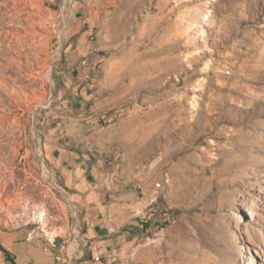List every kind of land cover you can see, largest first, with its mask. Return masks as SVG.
Instances as JSON below:
<instances>
[{
	"label": "rangeland",
	"instance_id": "1",
	"mask_svg": "<svg viewBox=\"0 0 264 264\" xmlns=\"http://www.w3.org/2000/svg\"><path fill=\"white\" fill-rule=\"evenodd\" d=\"M60 88L90 96L87 142L114 180L154 185L116 262L264 264V0H0V264L17 231L73 239L41 132Z\"/></svg>",
	"mask_w": 264,
	"mask_h": 264
},
{
	"label": "crops",
	"instance_id": "2",
	"mask_svg": "<svg viewBox=\"0 0 264 264\" xmlns=\"http://www.w3.org/2000/svg\"><path fill=\"white\" fill-rule=\"evenodd\" d=\"M64 77L66 83L71 82L67 73ZM85 91L83 88H60L59 105L43 116L41 131L45 136L44 152L52 174L71 196L80 213L82 241L79 254L73 262L58 261L55 254L45 251L42 257L38 256L35 249L25 246L26 243H41L46 247L47 242L39 238L29 240L17 231L4 238V247L17 264L116 262L122 259L130 242L144 235L143 224L155 215V204L150 200L154 195V185L145 178H137V174L134 180L130 179V173H133L130 167L123 172L124 175L126 173L124 182L114 180L112 174L101 166L93 148L89 147L90 121L81 112L87 103L85 99L90 97L83 96ZM154 229L149 225L146 231ZM52 250L60 253L57 247Z\"/></svg>",
	"mask_w": 264,
	"mask_h": 264
},
{
	"label": "built area",
	"instance_id": "3",
	"mask_svg": "<svg viewBox=\"0 0 264 264\" xmlns=\"http://www.w3.org/2000/svg\"><path fill=\"white\" fill-rule=\"evenodd\" d=\"M162 182H156V189H159L160 187H162ZM55 187L62 190V191H66L60 184H58L57 182L55 183ZM157 201V197L152 199V203H155ZM73 215H74V220L72 223V228H71V236H72V241L69 242L68 240L65 239V241L63 242V244L61 245V252L60 254H58L56 256L57 260H61V261H68V262H73L74 259H76V256L79 254L80 251V246H81V221L78 219L77 216V212L75 211V207L73 206ZM35 224H37V222H34ZM29 224V223H28ZM40 228V227H39ZM35 231L32 230L30 231L29 235H28V239L32 240L34 237ZM57 237L58 235L56 234H52L51 236L47 235V246L45 247V252L49 253L50 249L52 248H56L58 247L57 244Z\"/></svg>",
	"mask_w": 264,
	"mask_h": 264
},
{
	"label": "trees",
	"instance_id": "4",
	"mask_svg": "<svg viewBox=\"0 0 264 264\" xmlns=\"http://www.w3.org/2000/svg\"><path fill=\"white\" fill-rule=\"evenodd\" d=\"M2 251L6 256V260L9 264H17L12 256V254L3 246H1Z\"/></svg>",
	"mask_w": 264,
	"mask_h": 264
},
{
	"label": "bare ground",
	"instance_id": "5",
	"mask_svg": "<svg viewBox=\"0 0 264 264\" xmlns=\"http://www.w3.org/2000/svg\"><path fill=\"white\" fill-rule=\"evenodd\" d=\"M61 49V48H60ZM39 213V212H38ZM47 215V214H46ZM39 218H42V221L45 222V214L44 212L42 211L40 214H39Z\"/></svg>",
	"mask_w": 264,
	"mask_h": 264
},
{
	"label": "water",
	"instance_id": "6",
	"mask_svg": "<svg viewBox=\"0 0 264 264\" xmlns=\"http://www.w3.org/2000/svg\"><path fill=\"white\" fill-rule=\"evenodd\" d=\"M57 243H61L62 242V238H57Z\"/></svg>",
	"mask_w": 264,
	"mask_h": 264
}]
</instances>
